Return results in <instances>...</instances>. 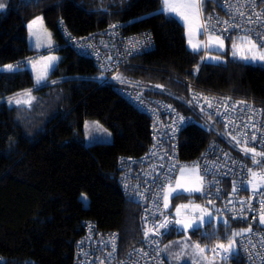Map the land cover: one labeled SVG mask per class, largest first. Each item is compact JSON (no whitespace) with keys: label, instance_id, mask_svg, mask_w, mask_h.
<instances>
[{"label":"trees","instance_id":"1","mask_svg":"<svg viewBox=\"0 0 264 264\" xmlns=\"http://www.w3.org/2000/svg\"><path fill=\"white\" fill-rule=\"evenodd\" d=\"M217 7L218 0L205 4L202 16ZM160 8L161 0H7L0 10V69L34 53L27 44L25 23L37 14H42L59 54L49 77L55 84L36 88L27 69L0 71V264H74L80 221L86 218L101 231L117 230L121 251L140 244L147 231L140 206L122 193L115 168L118 156L147 150L149 118L110 83H100L95 60L63 44L59 23L76 35L110 24H119L122 34L150 31L154 48L133 56L118 75L147 94L179 102L186 111L179 99L189 98L191 88L184 79L194 80L195 90L228 91L237 98L264 102V63L228 57L225 62H202V52L188 48L183 25L157 14ZM236 34L230 36L235 39ZM28 89L36 98L32 107L7 103L8 97ZM87 118L108 128L112 141L87 145ZM210 119L211 125L197 119L182 131L181 159H194L210 140L222 141L221 135L235 142L220 122ZM257 159L264 170V157ZM82 194L88 197L87 205ZM182 198L186 196L178 199ZM227 222L214 228L216 238L229 235L232 227H243ZM173 235L168 231L164 241ZM228 260L245 264L239 252Z\"/></svg>","mask_w":264,"mask_h":264},{"label":"built area","instance_id":"2","mask_svg":"<svg viewBox=\"0 0 264 264\" xmlns=\"http://www.w3.org/2000/svg\"><path fill=\"white\" fill-rule=\"evenodd\" d=\"M238 12H243L244 16H239ZM230 14L235 15L236 23L250 33L254 42L257 44L264 42V0H218L217 9L202 16L201 23L207 22L209 16L219 18L220 21L229 20ZM212 23L215 24L216 20L213 19ZM111 25L114 24L84 35L74 34L62 23L58 24V30L63 44L71 46L79 55L95 60L96 68L101 75L99 79L101 84L110 83L126 102L149 118L151 137L149 147L138 156H118L115 169L122 193L140 206L145 227L147 231L149 229L152 231L149 232L147 239L144 235L140 244L121 251L117 230L101 231L93 220L82 219L80 221L82 234L75 243L73 263L167 264L163 255V242L168 230L159 228L157 231L156 228L166 216L163 192H160V189L163 185L166 190V176L177 178L181 168L198 164L200 176H204L205 166L211 173L204 176V192H200L199 197L206 202L211 200V203L208 202L209 205L213 209L216 208L217 213L225 215L227 221L243 226L239 232L244 234L234 238L237 251L245 264H261V256H264V225H260L259 219L264 212L262 207L264 187L251 188L248 185L251 178L248 171L250 164L231 150L228 140L223 135L222 141L210 140L194 159L183 160L180 156V135L197 119L203 121L205 116L213 117L221 123L231 139L236 137L235 142L239 140L244 145L264 150V102L252 98H237L228 91L195 90L192 89L195 85L194 80L184 79L191 88L189 98L179 99L183 106L187 107L186 111L181 108L179 102L174 103L147 94L141 86L133 82L113 79L112 77L118 75L124 66L131 64L133 56L153 49L154 41L150 31L122 34L119 24H115L116 28H112ZM217 27L222 29L225 25L220 24ZM238 31L230 28L229 32L222 35L227 37ZM147 37H150V41ZM129 41L139 43L133 49ZM28 58L25 57L23 62ZM194 95L198 97L197 100H193ZM204 97L211 101V107ZM180 117L184 118L183 121ZM253 135L256 137L255 140L252 139ZM170 169L173 170L170 172ZM213 181L216 182L215 187L209 188ZM245 186L247 190H242ZM254 189L258 190L254 192ZM158 192L161 198L157 200ZM205 193H208L207 197ZM240 201L245 202L242 215ZM249 228L251 232L247 231Z\"/></svg>","mask_w":264,"mask_h":264},{"label":"snow or ice","instance_id":"3","mask_svg":"<svg viewBox=\"0 0 264 264\" xmlns=\"http://www.w3.org/2000/svg\"><path fill=\"white\" fill-rule=\"evenodd\" d=\"M213 0H161V8L158 10L157 14H163L166 16V18L170 20H177L182 22L184 26L188 29L189 38H188V45L193 53H200L204 52L205 55L201 58L202 62L203 60L211 59V60H220L219 56H209L207 53L212 50L216 49L217 51H223L224 50V40L228 39L231 41V49H232V56L234 58H239L240 60H244L246 62H264V42L257 44L251 39V35L249 32L244 31L242 29V26L235 21V15L230 14V19L225 21H220L219 18H215L213 16L207 17V22L200 23L202 15H203V8L205 4L212 3ZM231 7V5H229ZM5 8L4 3H0V10H3ZM239 16H244L243 12H238ZM215 19L216 23L213 24L212 20ZM250 19V18H249ZM195 22V32L197 36L203 35L206 37L204 41H197L196 43L193 42L192 39V32H193V24ZM37 24L42 25L43 19L41 17H38L34 19L29 25L28 28L31 30L36 26ZM223 24L225 27L218 28L217 26ZM112 28H116L117 25H111ZM230 28L238 29L239 31L236 34V38L233 39L232 36H223L222 33L229 32ZM243 32V34H240ZM49 39L47 44H41L39 41L35 44L36 48H47L51 50L53 48L52 42H51V34H47ZM30 36H37V32L31 31ZM70 36V34H69ZM259 38V37H258ZM147 39L150 41V37H147ZM129 43L132 45V48L134 49L136 45L139 43V41H129ZM59 60V57L51 54H40L36 59H28L24 65H21L20 62H17L16 65H7L6 69L9 72H16L20 71L23 68H27L30 66L31 71L34 73L35 78V85L34 87L40 88L44 86H48L49 84H55L57 81L50 80L49 77L52 72L56 69V64ZM3 69H0L2 71ZM199 70V65H197V71ZM113 79H120L121 82H125L123 78L119 75L113 76ZM156 87H161L160 85H156ZM139 97H137L138 99ZM36 98L32 96V89H28L24 91L23 93H16L13 96H10L7 98V103L9 105H21L24 104L27 107H32V102ZM198 97L196 95L193 96V100H197ZM206 101H208L207 97H204ZM191 103V101H189ZM208 106L211 107V101H208ZM203 110V109H201ZM183 117H180V120L183 121ZM110 135V134H109ZM232 139L236 140V137H232ZM253 140L256 139L255 135L252 137ZM237 143H240L239 140H237ZM247 141H245V144ZM245 154L251 152L252 156V162L254 165H260L262 163L261 160L257 159V156L264 157V152L256 153L254 148H248L245 147L243 149ZM155 155V153H152ZM163 167V165H161ZM199 165L196 164L193 166V168L197 171L198 178L200 180L199 185H188L183 182L184 178V169L181 168L179 171V178H176L174 176H166V190L165 187L162 185L160 192H163V201H164V208L169 207V200L170 198H180L185 193L192 194L196 192H204L203 187V180L204 176L210 175V170L207 166H205L204 176L199 175ZM175 168V165H173V169ZM173 169H170L171 172ZM249 173L252 176V180H249L248 183L252 184L254 181H260V187H264V174H258L257 172L253 171L251 168L248 169ZM174 181V184H173ZM215 181H213L209 188L215 187ZM243 185V182H241ZM242 190H247L246 186L242 188ZM258 189H254V192ZM160 192L157 193V200L160 199ZM233 192H236V186L234 184L233 186ZM217 193H219V189H217ZM208 193H205V197H207ZM82 199L86 202L87 197L82 194ZM209 203L212 201L209 200ZM231 202V201H230ZM244 201H240L241 204V215L243 214V205ZM159 207V205H157ZM190 207V204H180L176 206L175 213L179 215L181 209H187ZM200 205H195V208L200 209ZM262 207H264V202H262ZM203 211V210H202ZM162 215V213H161ZM212 213L210 212H203L202 215L197 217L196 215H193L190 220H181V219H170L169 217L165 216L163 222H161L158 226H156L157 231L159 228H164L168 231L177 230L176 226H181V229H191L192 233L195 234L200 230V228L207 224L209 227L212 226ZM233 219H236V217H233ZM224 225L227 226V221H223ZM259 223L261 225H264V212L261 213ZM152 229H149L145 232V238L147 239L149 236V232H151ZM248 232H251V228L247 230ZM243 232H232L231 237H229L227 234L224 236V239L228 240L227 246L224 243H219L214 247L208 248L207 245L204 247H201L199 243L192 244L191 247L195 249L201 256L206 251H210L215 255H220V250H223L225 253H228V255H225L223 258L227 260L230 258V256H237L238 252L232 247L235 242V237L237 235H243ZM215 234L213 233L212 236L205 237L209 239V241L214 238ZM115 237H113V240ZM184 249L181 248V252L176 254V259H181L182 253ZM110 255V254H109ZM147 255V253H145ZM204 259H207V257H204ZM184 264H187V261L184 262ZM261 264H264V256H261Z\"/></svg>","mask_w":264,"mask_h":264},{"label":"rangeland","instance_id":"4","mask_svg":"<svg viewBox=\"0 0 264 264\" xmlns=\"http://www.w3.org/2000/svg\"><path fill=\"white\" fill-rule=\"evenodd\" d=\"M0 3L6 4L7 0H0ZM38 17H41L43 19L42 14H37L36 16L32 17L31 19L27 20L25 23L26 35H27V37H26L27 44H28L29 49L34 51V53L32 55H29L28 59H36L40 54H51V55H55V56L59 57V54L55 51L56 40L52 37V35L50 37L52 45H53V48L51 50L44 48V47H41L39 49L35 47V44L38 41L42 45L47 44L48 39H49L47 34L50 33V31L45 26L44 21H43L42 25L37 24L31 30L28 28V25L34 19H36ZM198 22H200V21H198ZM180 23L184 27L186 44H187L188 48L190 49V47L188 45V38H189L188 29L184 26V24L182 22H180ZM194 29H195V22L193 24V32H192L193 42L196 43L197 41H204L205 38L202 35L197 36ZM31 31L37 32V36H30ZM224 45L225 46H224L223 51H217L216 49H212L207 53V55H209V56H219L220 60L207 59L206 61L207 62H225L227 60V57L230 59L234 58L232 56L231 44L228 45V43L224 40ZM204 55H205V53L202 51V57ZM236 59H239V58H236ZM26 61L23 62V60H22L20 62L21 65H24L26 63ZM252 63H254V64L255 63H262L263 64L264 62H252ZM10 64L16 65L17 62H15L13 64L10 63ZM10 64H7V65H10ZM7 65L2 66L1 69L7 70L6 69ZM22 69H27L30 71V73L33 77L34 85H35L34 73L31 71L30 66L27 68L22 67ZM23 92H20V93H23ZM32 96H34L33 93H32ZM203 122L205 124H207V122H208L210 125H211V122L214 123L213 120H211L209 117H206V116L204 117ZM83 134H84L85 143L87 145L93 144L95 142H107L108 143V142L112 141L111 131L96 119L87 118L84 120ZM226 139L228 140V143L230 144V146L232 148H236V149L240 150L244 155H247L251 158V156H252L251 152L245 154V152L243 151V149L245 147H247L246 145H243V144L241 145L240 143L232 142L227 137H226ZM248 148H250V147H248ZM255 152L259 153L257 151H255ZM257 157L259 158L261 156H257ZM249 164H250V168L253 171L257 172L258 174H264V170L260 169L258 167V165H254L253 162H251ZM183 169H184V178H183L184 183H186L188 185H199L200 184V180L198 178L197 171L193 168V165L184 167ZM177 178H179V174H178ZM250 180H252V176H251ZM248 185L251 188H258L260 185V181L257 180V181H254L252 184L248 183ZM199 193L200 192H196V193H192L190 195L185 193L183 196H186V198L178 199L175 203H173L172 198H170L169 207L166 208L167 212H165V213H168V215L171 219L175 218V219H181V220H190L193 215H196L197 217H199L200 215L203 214V212H210V213H212V216H213L212 226L209 227L207 224L203 225L199 230L200 232L198 231V235L194 236L191 229H181V226L177 225L176 226L177 230H173L175 232V235L169 236L163 242V255H164L168 264H184L185 261H187V264H229V260H228L229 258L227 260H225L223 258L225 255H228V253H225L223 250H220V253H221L220 255H215L210 251H206L203 254V256H201V254H199L195 249H193L191 247L192 244H196V243H199L201 245V247H204L205 245H207L208 248L214 247L219 243H224L226 246L228 244V240L224 239V236H218V238H216L214 236V238H212L210 241H209V239L205 238V237L212 236L213 233L215 232L214 228L217 225H219L220 223H223V221H225L226 218H225V215L217 213L216 208L213 209L209 205L208 202H206L202 199H199L197 196ZM83 195H85V194H83ZM85 196L87 197V195H85ZM81 199H82V195H81ZM82 201L84 202L85 205H87L88 204V197H87L86 202L83 199H82ZM180 204H190V207H188L187 209H181L179 215H177L175 213V208H176V206H178ZM195 205H200L201 206L200 209L195 208ZM232 232L238 233L239 230L232 227L231 232L228 235L229 237H231ZM232 247L237 251L235 242H234ZM181 248L184 249L182 256H181V259H176L175 258L176 254L181 252ZM204 257H207V259H204Z\"/></svg>","mask_w":264,"mask_h":264},{"label":"crops","instance_id":"5","mask_svg":"<svg viewBox=\"0 0 264 264\" xmlns=\"http://www.w3.org/2000/svg\"><path fill=\"white\" fill-rule=\"evenodd\" d=\"M166 212H167V209H166ZM166 216L169 217L168 213H166ZM170 218V217H169ZM171 219V218H170ZM168 232V231H167Z\"/></svg>","mask_w":264,"mask_h":264},{"label":"bare ground","instance_id":"6","mask_svg":"<svg viewBox=\"0 0 264 264\" xmlns=\"http://www.w3.org/2000/svg\"><path fill=\"white\" fill-rule=\"evenodd\" d=\"M168 264V263H167Z\"/></svg>","mask_w":264,"mask_h":264}]
</instances>
